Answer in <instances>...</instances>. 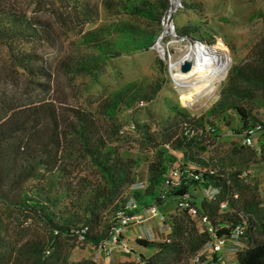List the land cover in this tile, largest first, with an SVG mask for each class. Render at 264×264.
<instances>
[{"label":"trees","instance_id":"16d2710c","mask_svg":"<svg viewBox=\"0 0 264 264\" xmlns=\"http://www.w3.org/2000/svg\"><path fill=\"white\" fill-rule=\"evenodd\" d=\"M34 4L33 9L27 10L0 0V42L7 47L10 66L22 77L25 87L48 95L55 71L36 47L60 48L63 32L55 23L70 22L80 26L81 33L94 20L97 4L94 0H35ZM102 4L111 13L123 12L158 23L170 8L171 0H102ZM36 5H44L48 17L38 15L42 11H36ZM114 31L113 37L108 28L85 31L81 43L92 50L89 60L70 63L65 56L59 61L62 71L92 74L99 62L129 49H146L156 38L128 22L116 25ZM159 88L160 84L154 85L143 97L151 98ZM135 94L132 86L117 90L101 106L103 115L110 117L117 113ZM263 105L264 36H261L244 61L231 68L219 98L205 116L222 120L225 112H232L238 121L236 135L241 138L243 132L261 121L254 110ZM99 122L91 111L61 107L50 98L33 99L23 106L0 101V209L15 213L18 224L35 228L31 237L21 236L10 243L7 232L12 222L5 221L0 213V264H99L92 258L71 261L69 253L80 243L102 248L119 224V212L129 216L149 204L158 209L167 199L174 202L175 208L172 213H163L168 225L166 239L137 237L134 244L139 250L130 249L139 252L136 256L143 264H195L196 254L206 264H264V240L255 237L257 231L264 229V201L243 184L244 172L240 167L217 173L211 168L193 169L186 165L206 164L197 157V148L204 150L205 144L216 137L215 123L207 121L206 127L202 121L198 126L186 124L190 134L176 140L173 148L180 150L183 165L171 164L166 150H158L157 160L148 165L147 194L143 197L134 190V199L127 202L120 191L134 184L132 168L136 161L119 152L117 145L101 132ZM263 135L264 130L256 131L250 146L240 144L234 150L248 148L254 154L252 147L257 142L261 144ZM67 150L70 151L66 153ZM259 154L264 161L263 153ZM77 157L88 160L96 173L95 179L76 178L67 162ZM173 168L181 171L179 184L164 186L163 180ZM198 185H209L212 193L196 202L193 192ZM162 191L165 200L159 198ZM184 196L186 205L180 207L177 203ZM132 201L137 204L134 211L126 208ZM222 202L226 203L224 208L220 206ZM190 207L195 209L194 214L189 213ZM132 224L127 227H133ZM125 229L117 242L122 243ZM213 240H222L220 250L213 256L219 258L218 262L200 251L208 245L211 252ZM224 252H230V256L224 257Z\"/></svg>","mask_w":264,"mask_h":264},{"label":"rangeland","instance_id":"374dc122","mask_svg":"<svg viewBox=\"0 0 264 264\" xmlns=\"http://www.w3.org/2000/svg\"><path fill=\"white\" fill-rule=\"evenodd\" d=\"M8 1L27 10L33 9L35 5V0ZM94 1L97 4V14L92 22L83 27L81 33L78 32L80 26L57 21L55 25L63 32L61 47H36L37 53H40L55 71L48 95L25 87L22 77L10 66L7 47L0 42V101L23 106L33 99L44 97L55 100L61 107L91 111L100 121L101 132L113 145H117L119 152L136 161L132 168L134 184L124 186L120 191L121 197L127 202L134 199V190L143 197L147 194L148 165L157 160L158 150H166L167 155L171 157V164L183 165L184 159L180 150L173 149L176 140L184 136L183 127L186 124L198 126L201 121L206 127L209 124L207 121L213 122L217 125L216 137L205 144L204 150L197 148V157L203 159L206 164L187 162L186 165L193 169L198 166L211 168L217 173L240 167L244 172L243 184L252 188L257 198L263 202L264 161L261 160L259 152L264 155V135L261 144L257 142L252 147L254 154H251L252 150L248 148L234 150L240 145V138L236 135L238 121L235 115L225 112L220 120L205 116V113L219 98L231 68L242 63L253 45L264 36V0H174L170 8L160 16L158 23L136 19L123 12L111 13L104 8L102 0ZM35 9L42 11L38 12L40 16L48 15L44 5H36ZM126 22L156 35L154 43L158 40L157 48L150 46L146 49L123 51L103 63L99 62L92 74L77 75L62 71L59 61L65 56H68L70 63L81 59L89 60L92 50L81 43V36L85 31L108 28L111 29L113 37L116 34L115 26ZM194 44L217 45L223 48L230 58L223 79L216 83L211 94L200 97H194V91L181 90V86L174 84L169 73V61H177L186 49ZM158 46H162V49L159 50ZM156 84H160V88L151 98H144V93L151 91ZM125 86L135 89L134 99L128 105H122L112 116L103 115L101 106L114 92ZM254 115L264 120V105L254 110ZM67 163L73 168L76 178L95 179L96 173L87 159L77 157L68 159ZM154 192L157 194L156 187ZM193 193L194 201L198 202L211 195L212 187L198 185ZM161 209L158 206V212ZM0 213L5 217V221L12 222L7 232L10 243L17 238L21 239V236L28 238L34 235V226L18 224L15 213L4 210ZM132 225L133 227L125 229L121 238V242H126L129 249L135 247V251L139 250L134 244L137 235L155 241L167 237L166 220L143 217ZM24 232L27 233L23 236ZM255 237L264 240V229L257 231ZM105 245L110 247L109 254H105L102 248L80 243L71 249L68 258L71 261L92 258L99 264H143L134 254V250L124 252L120 244L106 242ZM208 248L207 245L200 251L209 259L215 257L216 253L212 254Z\"/></svg>","mask_w":264,"mask_h":264},{"label":"bare ground","instance_id":"6f19581e","mask_svg":"<svg viewBox=\"0 0 264 264\" xmlns=\"http://www.w3.org/2000/svg\"><path fill=\"white\" fill-rule=\"evenodd\" d=\"M159 50L162 46H158ZM190 63L189 70L180 71V65ZM230 58L227 52L217 45H190L177 61H169V73L174 84L181 90L194 91V97L211 94L216 83L227 71Z\"/></svg>","mask_w":264,"mask_h":264},{"label":"built area","instance_id":"2783aa9c","mask_svg":"<svg viewBox=\"0 0 264 264\" xmlns=\"http://www.w3.org/2000/svg\"><path fill=\"white\" fill-rule=\"evenodd\" d=\"M260 130H264V120H261L259 123H257L253 129L243 132L241 135V138H240V144L243 146H250L252 144V140H253L255 132L260 131ZM190 131L191 130L186 125L183 127V134L184 135L190 134ZM181 176H182L181 171L177 168H173L171 170L170 174H168L165 177V179L163 180V185L167 186V187L175 186V185L179 184ZM234 197H237V194H234ZM159 198L162 200L166 199V194L164 191L159 193ZM185 198H186V196H184L177 203V205L180 207L185 206L186 205ZM220 206L222 208H224L226 206V203L222 202L220 204ZM126 208L130 211H134L135 209H137V204L132 201L126 205ZM189 213L194 214L195 209L193 207H190ZM118 217H119V224L115 227V229L111 233V237L107 241V243H111L113 245L120 244L121 248L124 252H130V249L128 248L126 243L117 242L118 241L117 239H118L119 234L123 232V230L127 227L128 224L134 223L136 220H139L143 217H157L158 220H166L165 215L163 213L158 212L157 207L154 204H149L146 207L142 208L139 212L132 213V215H129V216L122 215V213L119 212ZM202 221H205V217H202ZM209 230L212 231L211 228H209ZM221 243H222V240H213L212 241V249H211L212 254L216 253L220 250ZM102 249H103L105 254H109L110 247H108L107 245L104 244ZM217 259L219 260V258H217ZM193 260H194L195 264H206V263H203L201 261L200 254L194 255ZM210 260L213 261V257H211Z\"/></svg>","mask_w":264,"mask_h":264},{"label":"crops","instance_id":"0c3cea01","mask_svg":"<svg viewBox=\"0 0 264 264\" xmlns=\"http://www.w3.org/2000/svg\"><path fill=\"white\" fill-rule=\"evenodd\" d=\"M170 199H167L165 202H163L161 205H160V208H162L161 210H160V212L161 213H164V214H169V213H172V212H174V202L171 200V201H169ZM135 231H136V229H134ZM137 237H141L142 238V236H140V235H137ZM144 238V237H143ZM146 239V238H145ZM156 240H160V239H156ZM164 240V239H163ZM230 253V252H229ZM229 253H225L224 252V255H223V253H222V255L224 256V257H227V256H230V254ZM135 255H137V254H139V252H135L134 253Z\"/></svg>","mask_w":264,"mask_h":264},{"label":"water","instance_id":"95a60500","mask_svg":"<svg viewBox=\"0 0 264 264\" xmlns=\"http://www.w3.org/2000/svg\"><path fill=\"white\" fill-rule=\"evenodd\" d=\"M171 2L173 3L174 0H171ZM168 14H170V11L168 12ZM157 45H158V40L152 45V47H156L157 48ZM162 54V52H161ZM190 68V63L189 62H184L180 65V71L181 72H185L187 70H189Z\"/></svg>","mask_w":264,"mask_h":264}]
</instances>
